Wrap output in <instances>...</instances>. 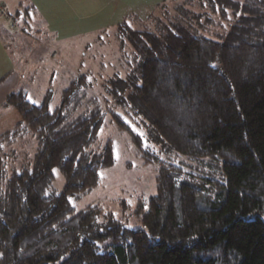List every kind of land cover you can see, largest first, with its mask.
Returning a JSON list of instances; mask_svg holds the SVG:
<instances>
[{
	"label": "trees",
	"instance_id": "16d2710c",
	"mask_svg": "<svg viewBox=\"0 0 264 264\" xmlns=\"http://www.w3.org/2000/svg\"><path fill=\"white\" fill-rule=\"evenodd\" d=\"M190 3L158 31L117 24L133 50L134 76L112 79L108 90L131 117V110L146 114L157 142L220 160L225 184L206 195L179 182L180 167L161 161L113 113L144 163L156 165L155 193L134 211L146 229L125 227L95 204L76 211L70 196L96 187L100 171L115 163L111 140L92 147L100 108L69 116L88 74L72 78L54 109L47 95L35 103L14 89L6 102L25 125L0 133V154L16 153L28 134L36 149L31 164L12 165L0 189V264H264V0ZM198 18L218 29L213 37L195 25ZM54 169L60 191L51 188Z\"/></svg>",
	"mask_w": 264,
	"mask_h": 264
},
{
	"label": "rangeland",
	"instance_id": "374dc122",
	"mask_svg": "<svg viewBox=\"0 0 264 264\" xmlns=\"http://www.w3.org/2000/svg\"><path fill=\"white\" fill-rule=\"evenodd\" d=\"M139 1L131 3L123 20L126 19L133 27H148L153 31L161 30L174 15L177 16L176 13L184 16L189 8L194 7L190 3L191 0ZM24 15L26 14L23 13V18L18 19L4 15L1 18L0 33L6 38L12 54L31 60L20 79L21 87L27 91L28 98L39 103L47 95L50 108L54 109L61 101V91L68 86L72 78L87 73L90 85L79 95L69 116L73 118L87 109L99 107L102 122L92 147L99 148L107 140L114 144L115 163L100 171L97 186L84 193L70 196L76 211L95 204L104 212L112 213L125 227L146 229L134 211L139 199L146 200L155 193L156 165L144 163L129 140L128 134L117 128L113 113L121 114L141 136L144 145H149L158 152L161 161L172 162L180 167L181 171L174 175L179 182L195 186L206 195H212L220 190L226 181L220 160L187 157L162 144L161 141L157 142L145 113L131 110L128 111L133 113L131 117L126 113V110H130L129 107H123L114 101L108 90L111 87L110 81L117 77L126 80L131 73L134 76V69L128 64L133 50L126 35L117 31L116 23L100 28L98 34L93 36L84 35L82 42L65 51L57 50L53 39L44 34L47 33L49 26H45L39 19H32L29 14ZM205 21L198 18L193 22L202 28L203 34L213 37L218 29H214L211 24L202 26L206 24ZM35 140L31 134L25 135L19 141L20 146L16 153L5 149L4 153L0 154V189L5 188L4 181L9 176L12 165L23 166L32 163L36 149ZM53 173L51 188L60 191L63 178L57 169H54ZM98 220L102 221V216H99Z\"/></svg>",
	"mask_w": 264,
	"mask_h": 264
},
{
	"label": "crops",
	"instance_id": "0c3cea01",
	"mask_svg": "<svg viewBox=\"0 0 264 264\" xmlns=\"http://www.w3.org/2000/svg\"><path fill=\"white\" fill-rule=\"evenodd\" d=\"M132 2L140 1L0 0V24L4 15L8 17L30 6L32 11L29 17L39 19L50 27L44 34L53 39L56 49L68 51L82 42L84 35L93 36L106 25L122 22ZM30 61L24 56L12 54L6 38L0 33V133L24 128L23 118L14 106L6 102V95L14 89L22 88L20 79Z\"/></svg>",
	"mask_w": 264,
	"mask_h": 264
}]
</instances>
